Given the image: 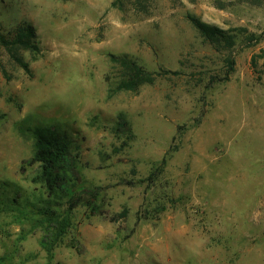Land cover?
<instances>
[{"label": "rangeland", "instance_id": "1", "mask_svg": "<svg viewBox=\"0 0 264 264\" xmlns=\"http://www.w3.org/2000/svg\"><path fill=\"white\" fill-rule=\"evenodd\" d=\"M19 34L0 43V264H264V0H0ZM121 61L152 82L117 90ZM40 126L97 207L50 249L34 210L67 205L31 162Z\"/></svg>", "mask_w": 264, "mask_h": 264}, {"label": "trees", "instance_id": "2", "mask_svg": "<svg viewBox=\"0 0 264 264\" xmlns=\"http://www.w3.org/2000/svg\"><path fill=\"white\" fill-rule=\"evenodd\" d=\"M190 21L209 44L218 48H229L233 45L235 37L228 32L193 18ZM0 43L3 46L23 44L28 47L27 41H24L20 34L15 40L9 42L0 35ZM120 64L124 72L117 85V90H136L141 85L152 82L150 74L135 64L129 61H121ZM229 64H233L232 60ZM22 67L27 70L25 64H22ZM225 77L227 78V73ZM118 124L126 127L123 119H120ZM32 135L35 142L31 162L38 165V180L48 196L58 204L57 206L62 200L67 205V211L63 214L49 206L48 202H42V206L34 210V215L43 227L44 238L41 244L50 249L68 227V212L71 209L77 205H84L92 212H96L97 207L90 201V191L80 188L77 184L78 169L76 161L70 153L66 137L60 135L58 130L51 126L35 127L32 130Z\"/></svg>", "mask_w": 264, "mask_h": 264}]
</instances>
